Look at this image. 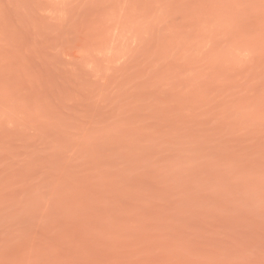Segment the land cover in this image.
I'll use <instances>...</instances> for the list:
<instances>
[{
    "label": "rangeland",
    "instance_id": "rangeland-1",
    "mask_svg": "<svg viewBox=\"0 0 264 264\" xmlns=\"http://www.w3.org/2000/svg\"><path fill=\"white\" fill-rule=\"evenodd\" d=\"M0 264H264V0H0Z\"/></svg>",
    "mask_w": 264,
    "mask_h": 264
}]
</instances>
